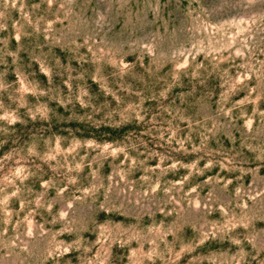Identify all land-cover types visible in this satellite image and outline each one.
Returning a JSON list of instances; mask_svg holds the SVG:
<instances>
[{
	"label": "rangeland",
	"instance_id": "374dc122",
	"mask_svg": "<svg viewBox=\"0 0 264 264\" xmlns=\"http://www.w3.org/2000/svg\"><path fill=\"white\" fill-rule=\"evenodd\" d=\"M0 264H264V0H0Z\"/></svg>",
	"mask_w": 264,
	"mask_h": 264
}]
</instances>
